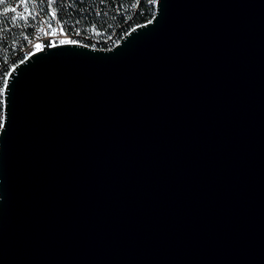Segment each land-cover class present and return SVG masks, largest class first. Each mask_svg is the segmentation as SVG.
<instances>
[{"label":"water","instance_id":"1","mask_svg":"<svg viewBox=\"0 0 264 264\" xmlns=\"http://www.w3.org/2000/svg\"><path fill=\"white\" fill-rule=\"evenodd\" d=\"M5 80L0 264H264V0H157Z\"/></svg>","mask_w":264,"mask_h":264},{"label":"trees","instance_id":"2","mask_svg":"<svg viewBox=\"0 0 264 264\" xmlns=\"http://www.w3.org/2000/svg\"><path fill=\"white\" fill-rule=\"evenodd\" d=\"M157 0H52V7L48 0H7V6H18L26 20L17 19L15 25L8 22V17L15 15L9 12L7 16H0V89L12 66L21 59L18 44L25 33H30L37 20L36 12L47 14L49 9L57 8L59 17L67 26L84 30L89 27L90 32L103 30L106 33L118 31L123 34L131 25L143 23L155 15ZM155 3V4H154ZM138 5V6H136ZM28 6L29 11L24 8ZM2 10V9H0ZM31 13V14H29ZM101 44L99 47H106ZM0 92V123L3 117V98Z\"/></svg>","mask_w":264,"mask_h":264},{"label":"built area","instance_id":"3","mask_svg":"<svg viewBox=\"0 0 264 264\" xmlns=\"http://www.w3.org/2000/svg\"><path fill=\"white\" fill-rule=\"evenodd\" d=\"M14 6L18 9V6ZM53 12H55V18L51 15ZM59 16L57 8L49 9L47 14L36 12L37 20L33 25L32 31L30 33H25L18 44L19 55H21L20 60L37 50L34 47L37 43H39L41 47H44L46 45L55 44V42L73 40L96 47H99L101 44L107 45L106 47H113L116 42L120 41V39L130 31L131 27L136 25H131L124 34L123 32L120 34L118 31L106 33L103 30H98L97 26V32H90L89 27L84 31L79 28L67 26Z\"/></svg>","mask_w":264,"mask_h":264},{"label":"snow or ice","instance_id":"4","mask_svg":"<svg viewBox=\"0 0 264 264\" xmlns=\"http://www.w3.org/2000/svg\"><path fill=\"white\" fill-rule=\"evenodd\" d=\"M48 6L52 7V0H48ZM0 9H2V10H0V16H7V14L9 12L15 13V15H12V16L8 17V22L12 23L13 25H15L17 19H20L21 21L27 19V17H24L22 15V13L18 12L17 7H9V6H7V0H0ZM24 11L28 12L29 11V7L26 6L24 8ZM29 14H31V13H29ZM51 15L53 16V18H55V12H53ZM0 31H2V29H0ZM65 42H67V43H75V41H73V40L61 41V43H65ZM34 47L37 50H39L41 45L39 43H37V44L34 45ZM21 62H23V61H21ZM7 86H8V81L4 80V87L6 88ZM2 91H3V89H0V92H2ZM3 127H4V125L2 123H0V128H3Z\"/></svg>","mask_w":264,"mask_h":264},{"label":"rangeland","instance_id":"5","mask_svg":"<svg viewBox=\"0 0 264 264\" xmlns=\"http://www.w3.org/2000/svg\"><path fill=\"white\" fill-rule=\"evenodd\" d=\"M1 97L3 98V94L1 93Z\"/></svg>","mask_w":264,"mask_h":264},{"label":"bare ground","instance_id":"6","mask_svg":"<svg viewBox=\"0 0 264 264\" xmlns=\"http://www.w3.org/2000/svg\"><path fill=\"white\" fill-rule=\"evenodd\" d=\"M157 2V1H156ZM155 4V3H154Z\"/></svg>","mask_w":264,"mask_h":264}]
</instances>
